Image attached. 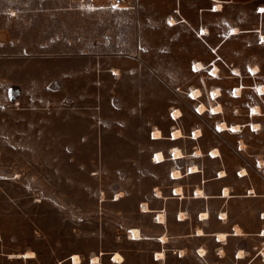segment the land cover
<instances>
[{
	"label": "crops",
	"instance_id": "crops-1",
	"mask_svg": "<svg viewBox=\"0 0 264 264\" xmlns=\"http://www.w3.org/2000/svg\"><path fill=\"white\" fill-rule=\"evenodd\" d=\"M81 2L84 5L39 8V40L14 56L19 59L7 57L4 61L5 80L17 89L15 98L20 103L31 99L45 102L40 104L44 107L39 113V145L54 146L60 139L75 141L87 124L90 128L85 129L99 134L102 141V109L109 97L121 100L123 107L130 103L139 114L141 99H148L147 106L153 108L157 83L192 81L167 75L168 60L176 61L177 54L184 55V61L178 64L190 69L198 83L206 76L216 78L226 69L228 64L221 52L237 35L257 33L263 41V21L244 26L237 23L236 11L239 6H248L255 17L264 16L260 10L264 0H124L123 6H115L113 0ZM235 27L240 31L234 32ZM5 48L9 50L8 45ZM199 62L203 67L196 66ZM235 73L225 76L236 78ZM239 86L241 94L234 89ZM244 88L233 86L236 97H243ZM196 89L201 90L198 96L194 97L192 90L188 92L196 110L222 115L214 125L216 132L235 134L238 142L209 140L204 125L185 129L178 120L184 115L183 106L173 105L174 110L182 112L175 117L170 111L177 124L166 131L158 126L148 131L153 146L150 160L165 168L164 177L155 181L140 201L137 222L141 223L130 226L125 237L145 243L139 253H147L153 264H263L264 191L257 189L253 175L264 172V150H254L255 143L246 128L250 127L251 134L264 131V120L252 118L263 104L239 101L240 108H247L251 117L243 123L231 122L223 116L226 105L220 88L221 93L213 96L215 101L205 99L201 86ZM63 99L84 100L92 114L85 119L73 110L58 111L57 100ZM46 101L55 107L50 108ZM201 103L207 106L204 112L198 110ZM219 104L222 110L215 112L213 108ZM255 106L260 110L255 111ZM222 121L239 128H219ZM256 122L259 128H254ZM71 126L77 130H71ZM157 127L163 132L161 138L153 136ZM177 128L182 135L174 136ZM246 147H250L247 152ZM173 148L180 149L182 155L176 156ZM158 151L163 152L164 160H155ZM235 154L240 156L238 166L231 158ZM253 160L260 168H255ZM177 170L178 176L174 174ZM123 192L117 191V203ZM144 202L148 210L143 209ZM136 228L140 238L133 237ZM120 249L125 248L117 245L113 249L111 259L129 264L127 251ZM104 253L107 251L97 254L99 262L92 258L91 264H102ZM116 253L123 260H115ZM73 255V263L81 264L82 260L75 262Z\"/></svg>",
	"mask_w": 264,
	"mask_h": 264
},
{
	"label": "rangeland",
	"instance_id": "rangeland-1",
	"mask_svg": "<svg viewBox=\"0 0 264 264\" xmlns=\"http://www.w3.org/2000/svg\"><path fill=\"white\" fill-rule=\"evenodd\" d=\"M81 1L0 0V264H74L70 258L73 253L80 255L81 264H91L102 251H107L102 254V264H118L111 259L117 245L125 248L122 252L127 251V263L153 264L147 253H139L145 243L125 237L130 226L141 223L137 222L140 201L165 173L162 165L150 160L153 146L149 129H170L176 123L170 111H174L173 105H181L184 115L178 120L185 129L204 125L207 139L237 144L235 134L216 132L214 125L222 115L196 110L188 92L199 86L205 99L213 101L215 90L221 89L226 105L223 116L229 121L243 123L251 117L239 101L248 105L261 101L262 109L252 118L264 120V92L260 89L264 87V41L257 33L245 32L230 40L221 52L228 65L216 78L206 76L196 83L194 73L178 64L184 55L177 54L176 61L168 60L167 75L192 79L193 83H157L153 108L147 106L148 99H141L140 114L130 103L123 107L121 100L107 98L102 109V141L99 134L87 130V124L75 141L60 139L54 146L39 145V113L44 107L40 104L45 102L31 99L20 103L15 98L17 89L5 80L4 61L7 57L19 59L14 56L39 40V8L84 5ZM248 8L237 7V23L245 26L262 20L264 33V16L255 17ZM8 52L10 55L4 54ZM256 68L259 70L254 72ZM234 72L236 78H226ZM234 85L245 86L243 97H236ZM57 102L60 105L56 107L49 101L46 104L60 112L73 110L85 119L92 114L84 100ZM246 128L254 150H264V131L251 134L250 127ZM190 140L187 137L188 145ZM238 157H231L236 166ZM253 163L260 168L257 161ZM258 172L253 175L254 182L264 191V172ZM120 190L124 192L117 203L114 199Z\"/></svg>",
	"mask_w": 264,
	"mask_h": 264
},
{
	"label": "bare ground",
	"instance_id": "bare-ground-1",
	"mask_svg": "<svg viewBox=\"0 0 264 264\" xmlns=\"http://www.w3.org/2000/svg\"><path fill=\"white\" fill-rule=\"evenodd\" d=\"M219 8L221 7V5H219L218 6ZM260 10H264V5L263 6H260ZM264 12V11H263ZM172 21H174V20H172ZM239 30V28L238 27H235L234 29H233V31L234 32H237ZM240 31V30H239ZM262 40L264 41V34H262ZM196 66L197 67H203V64L201 63V62H199V63H197L196 64ZM218 69V66H216V68H215V70H217ZM259 69L258 68H256L255 69V71H258ZM260 89H261V91L262 92H264V87H260ZM236 91H237V93L238 94H241L242 93V87H237L236 88ZM221 93V91L219 90V89H217V90H215V94L216 95H219ZM199 94H201V90L200 89H195V90H193L192 91V95L195 97V96H198ZM207 109V106L204 104V103H201L200 105H199V108H198V110L200 111V112H204L205 110ZM214 111L215 112H220L221 110H222V106L219 104V105H216V106H214ZM254 110L255 111H259L260 110V107L259 106H255L254 107ZM182 114V112H181V110H179V109H175L174 110V112H173V115L175 116V117H179L180 115ZM254 128H259L260 127V123H258V122H256V123H254ZM219 128H222V129H224V128H232V129H234V130H236V129H238L239 128V125H232V126H229L228 124H227V122H225V121H222V122H220L219 123ZM198 132L199 131H196L195 133L196 134H198ZM200 132H201V130H200ZM199 132V133H200ZM174 136H180V135H182V131L180 130V129H178L177 128V130H175L174 132ZM153 136L155 137V138H161L162 136H163V132L161 131V129H159L158 127L156 128V129H154V131H153ZM174 149V153H175V155L176 156H181L182 155V151L180 150V149H178V148H173ZM155 160H157V161H159V160H164V154H163V152H159L158 151V153L156 154V157H155ZM192 169L193 170H196L197 169V167L196 166H193L192 167ZM174 174L175 175H180V171H175L174 172ZM143 205H142V207H143V209L144 210H148V203H146V202H144V203H142ZM206 214V213H205ZM134 234H133V237H135V238H140L141 237V233H140V230L138 229V228H136V229H134ZM221 236H224V235H221ZM29 253H34L33 251H29ZM159 256H163V253H159ZM73 258H74V261L75 262H81V257H80V255L79 254H77V253H75L74 255H73ZM114 259L115 260H118V261H121V260H123V256L120 254V253H116L115 254V256H114ZM93 261L94 262H99L100 261V257H99V255H96V256H94L93 257Z\"/></svg>",
	"mask_w": 264,
	"mask_h": 264
},
{
	"label": "built area",
	"instance_id": "built-area-1",
	"mask_svg": "<svg viewBox=\"0 0 264 264\" xmlns=\"http://www.w3.org/2000/svg\"><path fill=\"white\" fill-rule=\"evenodd\" d=\"M113 4L115 6H123L124 5V0H113Z\"/></svg>",
	"mask_w": 264,
	"mask_h": 264
},
{
	"label": "snow or ice",
	"instance_id": "snow-or-ice-1",
	"mask_svg": "<svg viewBox=\"0 0 264 264\" xmlns=\"http://www.w3.org/2000/svg\"><path fill=\"white\" fill-rule=\"evenodd\" d=\"M261 11H264V10H261Z\"/></svg>",
	"mask_w": 264,
	"mask_h": 264
}]
</instances>
